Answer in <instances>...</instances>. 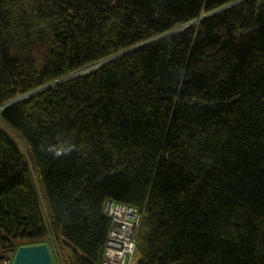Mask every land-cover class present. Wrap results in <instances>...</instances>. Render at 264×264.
I'll list each match as a JSON object with an SVG mask.
<instances>
[{"label": "trees", "instance_id": "16d2710c", "mask_svg": "<svg viewBox=\"0 0 264 264\" xmlns=\"http://www.w3.org/2000/svg\"><path fill=\"white\" fill-rule=\"evenodd\" d=\"M107 200L137 264H264V0H0V264H101Z\"/></svg>", "mask_w": 264, "mask_h": 264}, {"label": "built area", "instance_id": "2783aa9c", "mask_svg": "<svg viewBox=\"0 0 264 264\" xmlns=\"http://www.w3.org/2000/svg\"><path fill=\"white\" fill-rule=\"evenodd\" d=\"M102 213L109 220V228L101 264H137L136 241L143 220L142 211L125 203L107 200ZM53 249L56 251V247ZM14 253L2 264H12Z\"/></svg>", "mask_w": 264, "mask_h": 264}, {"label": "water", "instance_id": "95a60500", "mask_svg": "<svg viewBox=\"0 0 264 264\" xmlns=\"http://www.w3.org/2000/svg\"><path fill=\"white\" fill-rule=\"evenodd\" d=\"M12 264H53V259L48 245L39 243L17 247Z\"/></svg>", "mask_w": 264, "mask_h": 264}, {"label": "rangeland", "instance_id": "374dc122", "mask_svg": "<svg viewBox=\"0 0 264 264\" xmlns=\"http://www.w3.org/2000/svg\"><path fill=\"white\" fill-rule=\"evenodd\" d=\"M89 65H92V66L86 68ZM89 65H87V66L83 67L82 69H80L81 71L83 70L81 72L82 74L93 71L97 66H99V63L98 62L97 63H91ZM68 78L69 77H64L62 79H58L56 81H53V82L49 83L47 86H45V87L38 88V89L34 90L33 92H31V94L32 93L35 94V93H38V92H40V91H42V90H44V89H46L48 87L55 86L58 83H61V82L66 81ZM22 97H24V96H19V98H22ZM15 139H16L18 145H19V148L24 152L25 151V148H24L23 144L17 138H15ZM42 207H43V205H42ZM43 210H44V207H43ZM46 244L49 246V250L51 252L52 259H53V264H65L64 263V259L62 258V253L60 252V249H59L57 243L51 238L50 240H47V243ZM53 247H56V251H54Z\"/></svg>", "mask_w": 264, "mask_h": 264}]
</instances>
